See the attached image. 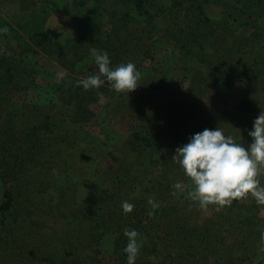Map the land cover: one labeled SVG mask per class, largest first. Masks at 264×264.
I'll return each mask as SVG.
<instances>
[{
	"label": "trees",
	"instance_id": "obj_1",
	"mask_svg": "<svg viewBox=\"0 0 264 264\" xmlns=\"http://www.w3.org/2000/svg\"><path fill=\"white\" fill-rule=\"evenodd\" d=\"M72 1L84 14H106L125 26L142 19L182 58L216 69L214 79H223L227 85L239 79L253 88L256 96L264 93V63L257 48L264 41V0ZM5 4L6 0H0V7ZM218 8L222 9L220 16L212 17ZM1 19L0 29L8 30L0 31V185L4 189L0 199V261L127 264L123 249L128 241L124 229L128 228L138 232L135 264H206V257L214 264H259L258 257L264 253V218L257 212L245 218L240 204L236 216L234 206L228 204L220 206V212L212 209L214 218L201 219L197 202L181 203L167 195L170 185L161 187L155 179L149 182L145 198H131V189L143 185L144 167L123 164L103 171L94 166L88 183L93 180L95 184H88L80 204L74 193H68V184L48 193L47 182H54L45 172L55 164L51 161L46 168L45 164L61 150L74 148L73 131L91 114L89 105L100 90H84L77 85L81 79L75 78L70 88L55 90L56 104H21L11 110L18 93L33 84L37 60L30 62V55L36 59L41 53L72 69L68 57L76 51H63L48 35L25 37ZM240 107L249 110L251 103L243 101ZM34 173L41 175L31 178ZM151 176L157 175L149 171ZM150 199L158 207L153 208ZM122 201L132 203L133 210L125 213ZM41 224L49 234L40 244L26 246L30 232L40 229ZM48 240L54 250L49 249Z\"/></svg>",
	"mask_w": 264,
	"mask_h": 264
},
{
	"label": "rangeland",
	"instance_id": "obj_2",
	"mask_svg": "<svg viewBox=\"0 0 264 264\" xmlns=\"http://www.w3.org/2000/svg\"><path fill=\"white\" fill-rule=\"evenodd\" d=\"M26 3L29 4L27 8ZM21 7L25 10H20ZM221 12L222 9L218 8L211 15L218 18ZM0 18L1 23L7 22L25 37L27 34L39 37L48 35L63 51L73 50L78 55L76 60V53L68 57V66L73 63L72 69H66L56 59L44 54H38L36 59L30 55V62L34 64L37 60L33 84L28 90L18 93L12 101L15 107H10L11 110L20 108L21 104L39 107L56 104L55 90H66L72 86L75 78L84 79L97 70L90 51L93 48L107 51L113 67L131 61L141 74L140 85L130 93L116 92L109 82L96 89L104 94L105 100L99 103L96 96L89 105L91 114L73 131L74 148L61 150L62 153L45 164V168L51 161L55 164L45 172L50 173L54 182L44 180L48 193L60 191V187L68 184V193H74L76 203L80 204L86 197L88 184H95L93 180L88 183L91 168L101 167L105 171L124 164L146 170L142 187L131 189V198H145L144 192L149 190V182L158 180L161 187H172L177 181H183V192L172 187L167 195L190 205L195 202L189 195L193 185L178 163V156L173 157L176 148L187 143L194 133L216 127H221L226 135H232L238 143L245 146L251 143L248 131L252 129L254 119L264 111V93L256 96L253 88L239 79L228 81V85L223 79H214L216 69L209 70L206 65L193 64L194 61L182 58L176 49L159 39L142 19L125 26L106 14H84L72 0H50L48 3L6 0L5 6L0 7ZM4 28L8 30V27ZM3 37L6 35L3 34ZM11 43L14 46L12 40ZM257 48L264 63V41L259 42ZM243 101L251 103L249 110L240 107ZM50 150L53 151L54 146ZM87 167L89 170L84 173ZM62 169L63 173L60 172ZM149 171L157 176L149 177ZM39 175L34 173L31 178ZM258 178L264 185V170ZM105 181L102 178L103 184ZM3 192L0 185V199ZM240 204L244 207L241 212L245 218L254 216L256 212L264 218V204L258 203L250 193L235 198L229 204L230 207L234 206L233 213L237 212ZM220 206H198V218H214L212 209L219 211ZM41 220L49 226L48 220ZM30 234L32 236L27 238L26 246L40 244V239L46 238L44 236L49 234V230L41 224L40 229ZM47 245L54 250L49 240ZM206 259V264H214L209 257ZM258 259L259 264H264V253ZM0 264L12 263L1 259Z\"/></svg>",
	"mask_w": 264,
	"mask_h": 264
},
{
	"label": "clouds",
	"instance_id": "obj_3",
	"mask_svg": "<svg viewBox=\"0 0 264 264\" xmlns=\"http://www.w3.org/2000/svg\"><path fill=\"white\" fill-rule=\"evenodd\" d=\"M0 31H7L6 28ZM91 56L97 70L78 80L77 85L84 90L99 89L105 82L116 92L135 90L140 79V72L131 61L120 63L113 67L107 51L91 49ZM98 102L105 100L102 92H97ZM251 143L245 146L235 141L232 135H226L221 127L205 128L194 133L187 143L178 146L174 158L193 185L189 195L199 207L206 208L209 204L227 205L235 198L251 194L258 203L264 204V185H261L259 175L264 170V111H261L253 121L252 129L248 131ZM184 191L183 181H177L173 186ZM149 204L158 207L151 199ZM121 207L125 213L133 210L134 205L122 201ZM128 238L123 251L127 254V264H135L139 252L135 229H124Z\"/></svg>",
	"mask_w": 264,
	"mask_h": 264
}]
</instances>
